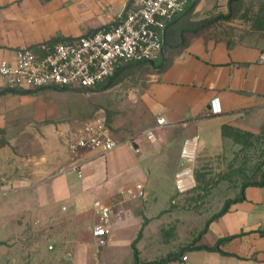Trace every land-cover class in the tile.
Masks as SVG:
<instances>
[{
    "label": "crops",
    "instance_id": "1",
    "mask_svg": "<svg viewBox=\"0 0 264 264\" xmlns=\"http://www.w3.org/2000/svg\"><path fill=\"white\" fill-rule=\"evenodd\" d=\"M250 4L194 0L167 36L169 45L175 46L183 34L184 47L167 50L170 62L162 70L149 67L130 120L114 122L119 136L106 122L113 137L123 141L163 116L167 123L158 129L156 139L138 135L134 147L123 144L105 155L89 149L70 151L75 156L70 165L80 164L81 175L63 163L51 173H46L51 166H43L44 174L34 179L1 177L3 240L13 233L3 226L8 217L20 219L34 210L35 229L61 222L73 232L76 225L86 224L84 241L66 254L73 264H137L136 251L139 264H154L167 256L175 258L163 264H264V185L245 187L242 199L205 226L199 212L185 209L186 198L178 201L186 193L178 194L175 188L186 138L199 135L198 159H215L232 140L229 130L258 133L264 127V62L260 61L264 20L245 17L253 9ZM49 8V0H0V58H12L20 47L59 38ZM215 98L221 106L217 113L212 109ZM2 118L0 129L6 125ZM71 135L65 139L68 145ZM98 199L110 205L114 215L118 212L100 247L92 235L99 221L94 209ZM19 219L16 231L24 229ZM218 242L219 250L199 248Z\"/></svg>",
    "mask_w": 264,
    "mask_h": 264
},
{
    "label": "rangeland",
    "instance_id": "2",
    "mask_svg": "<svg viewBox=\"0 0 264 264\" xmlns=\"http://www.w3.org/2000/svg\"><path fill=\"white\" fill-rule=\"evenodd\" d=\"M132 1L49 0L48 13L57 22L58 37L80 36L114 22ZM249 2L258 12L264 0ZM44 15L47 12L44 11ZM148 68L147 64L124 63L123 68L113 75L115 85L108 90L51 87L30 89V93L3 94L0 116L6 125L0 129V178L27 176L34 179L44 174L46 165L51 166L46 173L55 171L63 163L66 168L71 167L75 156L65 139L69 138L70 132L93 118L106 120L114 135L119 136L114 122L130 120L134 98ZM238 140L232 139L218 158L198 159L197 187L178 198L179 202L186 198V210H196L199 212L197 216L201 214L204 226L227 199L237 197L242 183L261 180L264 145L256 137L242 133ZM18 219L10 216L3 225L9 234L11 230L13 233L6 241L3 240L5 236L0 235V264H73L66 254L84 241L81 236L87 229L86 224L76 225L73 232L70 225L61 222L35 229V214L31 210L19 219L24 223V229L16 231ZM94 242L100 247L105 240Z\"/></svg>",
    "mask_w": 264,
    "mask_h": 264
},
{
    "label": "built area",
    "instance_id": "3",
    "mask_svg": "<svg viewBox=\"0 0 264 264\" xmlns=\"http://www.w3.org/2000/svg\"><path fill=\"white\" fill-rule=\"evenodd\" d=\"M191 0H134L108 26L75 38L42 41L15 50L12 58H0V89H34L52 86L70 89H95L111 78L123 63L153 60L164 48L165 29ZM264 62V52L260 54ZM215 113L221 111L217 98L212 100ZM165 117H157L156 124L143 132L120 141L116 140L106 121L93 118L76 128L69 140L72 152L94 150L105 155L111 150L133 142L138 135L156 139L158 129L165 125ZM199 135L188 137L181 148L182 165L175 174L178 194H185L198 185ZM80 164L73 169L81 175ZM99 221L92 228L96 240H105L114 227V210L102 200L94 201ZM184 260L187 256L184 255Z\"/></svg>",
    "mask_w": 264,
    "mask_h": 264
},
{
    "label": "trees",
    "instance_id": "4",
    "mask_svg": "<svg viewBox=\"0 0 264 264\" xmlns=\"http://www.w3.org/2000/svg\"><path fill=\"white\" fill-rule=\"evenodd\" d=\"M194 2V0H191L190 3L188 5H186L183 10L181 12H179L176 17L174 18V20L172 22H170L168 24V26L166 27L165 29V34H164V48L161 52V54L159 55V57L153 59V60H149V61H145V62H128V63H135V64H147V67H156L157 69L159 70H162L163 68L167 67L169 65V62H170V59H169V55H168V49H181L182 47H184L186 41H185V37L183 34H181V42H179V44L175 45V46H171L169 45V43L167 42V36L169 34V30L171 29V26L173 24L176 23V21L179 19V16L188 8L190 7V5ZM252 5L250 4V7ZM249 7V6H247ZM127 9V8H126ZM125 9V10H126ZM246 18L250 19V20H253V22H262L264 20V2L262 3V6L261 8L258 10V12H255L253 9H248V11H246V15H245ZM109 25V24H108ZM108 25H105V26H108ZM95 30H92L90 32H94ZM88 32V33H90ZM62 39H65V38H62V37H59V38H56L54 40H51V42L53 41H57V40H62ZM124 64V63H123ZM123 64H121V66H119L117 68V70L115 71L118 72L120 69L123 68ZM149 69V68H148ZM114 73V74H115ZM116 81L115 79L113 78V76L111 78H109L106 82H103L102 84H99L97 86V88L95 89H107V88H110L112 87L113 85H115ZM54 88H57V89H61V90H68L70 88H67V87H57V86H52ZM47 88H51V87H47ZM35 90L37 89H42V88H34ZM76 89H81L83 91H88V90H94V89H84V88H76ZM30 89H16V90H9V89H0V95H3L5 93H8V92H21V93H30ZM242 133L245 134V135H249V136H253V137H256L258 140H261L262 144L264 145V127L262 128V130L258 133H254V132H249V131H244V130H239V129H231L228 131V135H230V137L234 140V141H240L238 140V137H239V134ZM263 164V163H262ZM259 165V169H261V165ZM196 177H197V174H196ZM198 181V179H197ZM249 185H264V171L262 172V176H261V180L260 181H246L244 183H242L241 185V188L239 190V194L237 195V197H234V198H229L227 199L226 203L224 204V206L220 209V211L215 214L213 216L212 219L214 218H217L219 217L220 215H222L223 213H225L229 207V204L232 203V202H236L238 201L239 199H242L244 197V189L245 187L249 186ZM227 238L225 239H222L220 240V242H223L225 241ZM220 242H218V244H216L215 246H208V245H201L199 246V248H205V249H208V250H219V244ZM175 256H167L165 257L164 259L160 260L159 262H156L154 264H163L165 262H167L168 260H171V259H174ZM138 255H137V251H136V261H137V264L138 263ZM145 264H150V263H145Z\"/></svg>",
    "mask_w": 264,
    "mask_h": 264
}]
</instances>
